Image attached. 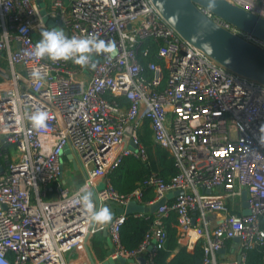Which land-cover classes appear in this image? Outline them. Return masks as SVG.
<instances>
[{"label": "built area", "instance_id": "1", "mask_svg": "<svg viewBox=\"0 0 264 264\" xmlns=\"http://www.w3.org/2000/svg\"><path fill=\"white\" fill-rule=\"evenodd\" d=\"M264 17V0H227ZM44 11L43 14L41 12ZM222 27L264 48V42L205 11ZM52 19L68 37L96 36L115 41L116 54L93 55L84 68L71 60L32 56ZM156 44L159 62H142L137 49ZM0 51L11 71L10 89L0 96V151L15 147L0 170V264H98L87 248L97 229L86 222L77 191L90 186L97 208L104 201L125 207L151 205L181 190L153 212L151 228L134 248L120 241L128 214H116L105 227L112 257L144 258L158 264L167 239L164 218L176 214L177 237L201 242L202 264H246V250L264 238V148L256 136L264 124V85L221 66L182 40L151 0H0ZM149 47L143 49L146 56ZM38 73L39 78L33 74ZM47 111V128L33 129L30 116ZM147 121L154 142L169 151L177 168L168 182L145 181L154 197L143 201V186L120 194L109 174L126 155L144 160L138 131ZM68 146L84 183L63 179ZM7 158V154H5ZM102 182L99 185L98 182ZM242 191L248 213L243 214ZM201 224L195 222L194 212ZM207 213L215 215L211 223ZM196 217V218H197ZM100 229V228H98ZM238 238L236 258L218 259L227 239ZM76 251L86 258L66 257Z\"/></svg>", "mask_w": 264, "mask_h": 264}, {"label": "water", "instance_id": "2", "mask_svg": "<svg viewBox=\"0 0 264 264\" xmlns=\"http://www.w3.org/2000/svg\"><path fill=\"white\" fill-rule=\"evenodd\" d=\"M163 18L178 32L183 41L201 49L205 54L217 61L226 69L241 76L253 79L264 85V48L260 47L226 27H222L205 11L226 21L240 31L251 34L264 42V17L254 14L227 0H151ZM44 11L41 12L43 14ZM48 27H54L52 19L44 18ZM63 156L71 161L74 169H77L76 160L73 158L68 146L63 149ZM0 170L2 166L0 165ZM182 192L174 190L167 192L163 198L143 205L134 201L125 207H118L119 213L130 214L133 212H153L168 196ZM242 213H248L246 192L242 191ZM104 233L107 230L104 228ZM238 241L237 237L233 238ZM109 251L107 257L101 260V264H127L134 259L122 256L112 257L115 252L113 244L107 237ZM90 254L89 248H87ZM140 264H144L143 257H137Z\"/></svg>", "mask_w": 264, "mask_h": 264}, {"label": "trees", "instance_id": "3", "mask_svg": "<svg viewBox=\"0 0 264 264\" xmlns=\"http://www.w3.org/2000/svg\"><path fill=\"white\" fill-rule=\"evenodd\" d=\"M145 47H149V52L143 56L142 52ZM137 55L142 62L153 60L160 63V59L156 55V44L150 42V39L138 47ZM138 136L145 148L146 158L142 160L134 155L124 156L110 172L109 180L120 194H127L142 185V199L146 202L154 197V192L152 186L146 185L145 181L155 175L164 182H168L176 174L177 168L169 151L153 141L147 121L141 124ZM5 154H7V158ZM9 158L10 145H4L0 151V164L6 167ZM168 202L170 203L171 200ZM175 216V212L170 210L164 218L167 239L164 247L158 249L156 253V262L158 264H202L203 250L200 241H197L191 250L177 241L176 228L173 226L176 221ZM259 222L260 227L264 229V214L260 216ZM152 224L153 217L143 218L128 214L119 229L121 243L129 249L136 247ZM245 261L246 264H264V238L246 250Z\"/></svg>", "mask_w": 264, "mask_h": 264}, {"label": "clouds", "instance_id": "4", "mask_svg": "<svg viewBox=\"0 0 264 264\" xmlns=\"http://www.w3.org/2000/svg\"><path fill=\"white\" fill-rule=\"evenodd\" d=\"M212 0L210 6H214ZM117 51L115 41H104L96 36L90 37H68L60 27H52L41 33V39L34 45L32 56L37 59H49L51 61H69L81 68L87 67L92 62L93 55L111 54ZM39 78L38 73L33 74ZM48 112L37 109L31 116L30 122L33 129L42 130L47 128ZM257 146L264 148V124H261L256 136ZM83 195L75 196L79 199L82 212L86 217L88 226L92 229L105 227L113 219V214L107 206L97 208L94 202V192L89 186H80L77 190Z\"/></svg>", "mask_w": 264, "mask_h": 264}, {"label": "crops", "instance_id": "5", "mask_svg": "<svg viewBox=\"0 0 264 264\" xmlns=\"http://www.w3.org/2000/svg\"><path fill=\"white\" fill-rule=\"evenodd\" d=\"M54 27H58V25H55ZM35 39L36 41H39L40 38L38 37V35H35ZM13 69H15L16 71L19 70V67H10L8 58H7V54L5 51H0V96H4L10 89V78H11V71H13ZM64 160H67L64 157ZM74 171V176H76V174H80L81 177L76 178L75 183L72 182V177H64L63 175V179L65 181V183L67 185H70L72 188H77L80 185H82L84 183V179H85V175H84V171L82 169H73ZM80 170V171H79ZM79 171V172H78ZM99 185L102 184V182H98ZM171 196H168L166 198V200H171L173 199ZM103 206H107L112 214L113 217L119 213L118 211V207L116 204H114L111 201H104L101 204V207ZM194 217H195V222L198 224H201L200 218L197 217L198 212L195 211L194 212ZM207 218L209 219V221L211 223L215 222V215L211 214V213H207ZM197 217V218H196ZM174 226V223H173ZM175 227V226H174ZM176 228V227H175ZM107 237L108 233H104V228H100L97 229L94 234L92 235V237L90 238L89 241V251H90V255L92 257V259L94 260V262L101 264V260L105 259L107 257V252L109 251V245H108V241H107ZM177 241L181 244L186 246V248L188 250H191L194 246V244L196 243V240L194 237H191V244H188L187 239H180L177 237ZM239 251H240V247H239V243L238 241L234 240V239H227L223 245V247L217 252V257L218 259H222V258H236L239 255ZM76 256H80V258H86V256L84 254L78 255V253L76 251H72L66 254V257H76ZM120 264V263H117ZM127 264H140L136 259H134L132 262H127Z\"/></svg>", "mask_w": 264, "mask_h": 264}, {"label": "rangeland", "instance_id": "6", "mask_svg": "<svg viewBox=\"0 0 264 264\" xmlns=\"http://www.w3.org/2000/svg\"><path fill=\"white\" fill-rule=\"evenodd\" d=\"M15 149V147L13 146H10V153L12 154V155H15L16 154V151L14 150ZM63 167H64V177H72V182H74L75 183V181H76V178H78V177H81L80 176V174H76V176H74V168H73V166H72V164H71V161H69V160H64V162H63ZM79 169H81L80 167H79ZM80 171V170H79ZM78 171V172H79Z\"/></svg>", "mask_w": 264, "mask_h": 264}]
</instances>
